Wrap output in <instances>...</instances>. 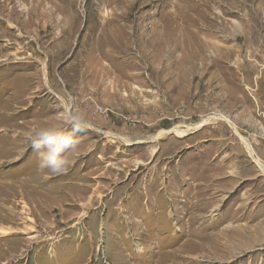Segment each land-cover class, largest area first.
<instances>
[{"label":"rangeland","instance_id":"1","mask_svg":"<svg viewBox=\"0 0 264 264\" xmlns=\"http://www.w3.org/2000/svg\"><path fill=\"white\" fill-rule=\"evenodd\" d=\"M230 1L0 0V264H264V172L231 125L154 139L221 113L264 161V10ZM66 103L129 141L86 128L41 173L29 131Z\"/></svg>","mask_w":264,"mask_h":264},{"label":"clouds","instance_id":"2","mask_svg":"<svg viewBox=\"0 0 264 264\" xmlns=\"http://www.w3.org/2000/svg\"><path fill=\"white\" fill-rule=\"evenodd\" d=\"M89 127L86 114L79 107L67 106L62 123H41L28 134L30 146L38 155V171L54 175L67 172L73 163L71 157L78 153L80 140L76 133ZM71 128V132L67 131Z\"/></svg>","mask_w":264,"mask_h":264},{"label":"bare ground","instance_id":"3","mask_svg":"<svg viewBox=\"0 0 264 264\" xmlns=\"http://www.w3.org/2000/svg\"><path fill=\"white\" fill-rule=\"evenodd\" d=\"M126 2H127V0H116V4H118V5L126 4ZM246 2H247V0H231L230 4H229L230 7H228V11L231 12L234 7H237V8H239V10L243 11L244 10L243 8L245 6L244 4H246ZM263 10H264V0H261V3L258 6H256V8H255V14L257 15V17H256L257 20L260 18L259 16L263 12ZM112 13L115 15L114 17L115 18L117 17L118 19H119V17H124V15H126L124 12H122L120 14V16L115 14L114 12H112ZM10 23H11V25H14L13 22H10ZM252 26H254V25H252ZM45 73H46V71H45ZM69 105H71V104L70 103L69 104L66 103V107L69 106ZM71 106H73V104ZM62 116H64V114ZM97 119H99V118H97ZM212 120H224V121H227L231 125V127L233 128V130L236 133V135L243 142V144H244L247 152L249 153L250 157L253 158L257 162V164L260 167V169L264 172V161L262 160V158L258 154L255 146L246 137H244V135L241 134V132L239 130V126L237 125V123L232 118H230L228 115H225V114H221V113L218 114L217 113V114H214V115H209L208 117L204 118L202 121H200V122H198V123H196L194 125L187 126L186 128H182L181 126H175L173 128H170V129L162 130L157 135H155L154 139L155 140L159 139L163 135H166V134L171 133V132H174L177 136H185L188 132H190L192 130H198V129L202 128L204 125H206L207 123H209ZM88 124H89L88 128H90L92 130H95V131H98L99 133H101L103 135H106L107 137H110L111 138L110 141L117 142L116 141L117 138L122 139V140H124L126 142L129 141L125 137H123L121 135H118V134H115L112 131L104 130L102 128H99L98 126H96V124L94 125V124H92L90 122H88ZM9 220H10V218H9Z\"/></svg>","mask_w":264,"mask_h":264}]
</instances>
